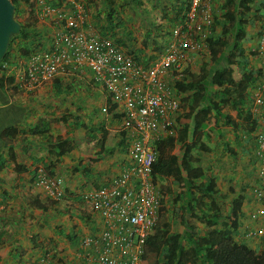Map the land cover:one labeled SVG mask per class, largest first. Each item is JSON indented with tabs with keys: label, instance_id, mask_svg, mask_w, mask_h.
<instances>
[{
	"label": "crops",
	"instance_id": "0c3cea01",
	"mask_svg": "<svg viewBox=\"0 0 264 264\" xmlns=\"http://www.w3.org/2000/svg\"><path fill=\"white\" fill-rule=\"evenodd\" d=\"M180 1L114 0L115 17L125 24L117 28L114 22L116 37L132 49L129 54L142 66L151 65L168 43V22L179 15ZM81 3L86 8V23L99 32L108 31V3ZM36 19L41 32L49 34V25L38 19V13ZM126 48L121 49L127 53ZM22 64L6 65L5 73L0 70V79L9 76L14 81L4 87L0 84V264H36L42 259L48 264H96L81 242L99 233L101 219L81 195L107 185L130 164V139L126 135L123 142L121 135L123 106L108 99L89 70L60 75L41 88H27L21 81ZM45 124L48 134L61 136V142H46ZM231 132L222 128L224 136L216 133L214 141L221 147L211 161L203 156L200 165L213 166L209 170L221 183L222 195L234 175L249 183L251 173L258 169L243 149H236V157L223 151L224 142L236 148ZM57 152H61L59 158ZM178 153L174 147L167 155ZM50 165V172L61 180L63 196L58 201L45 198L47 190L36 185L42 168ZM244 196L243 228H257L260 224L251 215L264 209V204L248 190ZM261 219L264 223V216Z\"/></svg>",
	"mask_w": 264,
	"mask_h": 264
},
{
	"label": "trees",
	"instance_id": "16d2710c",
	"mask_svg": "<svg viewBox=\"0 0 264 264\" xmlns=\"http://www.w3.org/2000/svg\"><path fill=\"white\" fill-rule=\"evenodd\" d=\"M86 1L92 3L95 0ZM105 1L111 7L105 19L109 32L103 30L104 33H100L113 39L118 47L124 49L126 46L127 53L124 52L131 56L129 53L132 49L116 37L113 25L117 21V28H125L124 21L121 17H115L112 8L114 0ZM12 2L21 31L11 38L7 53L0 63L3 73L8 71L7 67L21 61L23 63L31 53L46 48L51 33L41 32L36 15L42 4L59 7L65 0ZM179 3V15L173 18L176 22H168V32L165 33L168 36L170 30L184 20L188 10L189 0ZM218 11L220 13L214 16L213 34L207 39L206 48L195 54L193 66L174 75L178 77L174 82V90L180 108L172 115L174 122L169 127L172 134L155 143L156 160L152 165V177L160 191L162 209L142 257L145 261L147 248H154L153 264H256L264 251V235L244 237L247 231L264 226L262 217L255 219L256 223H262L257 228H243L244 193L248 190L253 196L263 194V202L264 177L256 171L250 175L251 181L246 183L234 175V178L229 179V188L222 195L221 183L209 170L213 166L207 169L200 166L203 156L211 161L213 153L221 147L214 138L216 133L224 136L225 133L221 134L222 128L232 130L236 147L234 149L224 142L223 151L236 157V149H243L250 160L256 162L253 153L256 142L252 135L255 122L249 111V90L257 81L258 75L250 66L252 57L257 54L248 53L247 44L251 38L249 32L253 17L260 14L264 19V0H222ZM127 35L130 33L127 32ZM141 50L144 49L139 48ZM149 66L143 65L146 68ZM234 69L239 72L238 79L233 76ZM13 82L9 76L0 79L1 87ZM47 125L44 134L49 133ZM5 135L8 136L9 131ZM121 135L123 142H126L127 133L123 131ZM61 139V136H46V142L50 145L61 142ZM174 147H178V155L168 156V150ZM60 156L61 152L55 153L56 158ZM194 160H197L198 167ZM51 166L43 167L42 172L53 179ZM159 182L166 184L161 188ZM45 198L53 200L48 195ZM162 211H165V217ZM197 223L204 225V228H200Z\"/></svg>",
	"mask_w": 264,
	"mask_h": 264
},
{
	"label": "built area",
	"instance_id": "2783aa9c",
	"mask_svg": "<svg viewBox=\"0 0 264 264\" xmlns=\"http://www.w3.org/2000/svg\"><path fill=\"white\" fill-rule=\"evenodd\" d=\"M220 4L222 0H189L184 20L170 30L165 48L147 68L113 39L87 24L79 0H65L59 7L42 4L38 11V19L49 25L51 36L45 49L31 53L23 62V85L41 88L60 75L89 70L107 91V97L123 106L121 130L130 139V164L107 185L81 195V200L101 219L99 233L81 242L96 264L143 262L147 241L162 209L160 191L152 177L155 143L172 134V115L180 108L174 90L178 77L174 75L193 66L195 54L206 48ZM249 33L247 52L257 54L251 56V68L258 75L249 90V111L255 122L253 153L257 171L264 177V19L260 14L253 17ZM36 185L44 187L55 201L63 196L59 178L52 179L41 172ZM255 197L263 200V194ZM263 216L264 209L259 208L251 217ZM244 235L263 236L264 226ZM36 264L48 263L42 259Z\"/></svg>",
	"mask_w": 264,
	"mask_h": 264
},
{
	"label": "water",
	"instance_id": "95a60500",
	"mask_svg": "<svg viewBox=\"0 0 264 264\" xmlns=\"http://www.w3.org/2000/svg\"><path fill=\"white\" fill-rule=\"evenodd\" d=\"M12 0H0V63L3 61L10 40L21 31V24L15 19Z\"/></svg>",
	"mask_w": 264,
	"mask_h": 264
},
{
	"label": "rangeland",
	"instance_id": "374dc122",
	"mask_svg": "<svg viewBox=\"0 0 264 264\" xmlns=\"http://www.w3.org/2000/svg\"><path fill=\"white\" fill-rule=\"evenodd\" d=\"M246 48V47H245ZM253 62L251 61V64H252ZM250 66H253V64L252 65H250ZM233 76H234V78L235 79H238L239 78V72L236 70V69H234V73H233ZM173 149H169L168 150V153H170L171 151H172ZM249 165V164H248ZM252 174V173H251ZM254 176H252V178H253ZM159 184H160V187L162 188V187H164L165 186V184H166V182H159ZM169 205V204H168ZM169 206H167L166 208H168ZM162 214H163V217H165L166 216V213H165V211H162ZM155 249L154 248H150V247H148L147 248V264H149V263H153L154 261H155ZM256 264H264V251H263V254H261V257H259V260H258V262L256 263Z\"/></svg>",
	"mask_w": 264,
	"mask_h": 264
}]
</instances>
